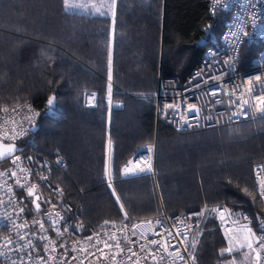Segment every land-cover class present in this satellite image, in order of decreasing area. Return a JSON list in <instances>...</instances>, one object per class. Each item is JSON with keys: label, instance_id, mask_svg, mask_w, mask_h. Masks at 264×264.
<instances>
[{"label": "trees", "instance_id": "16d2710c", "mask_svg": "<svg viewBox=\"0 0 264 264\" xmlns=\"http://www.w3.org/2000/svg\"><path fill=\"white\" fill-rule=\"evenodd\" d=\"M92 6L0 0V110L29 102L37 116L18 145L65 160L52 181L86 224L224 202L246 211L256 230L264 203L252 165L264 159V116L175 131L155 115L158 75L184 79L218 40L228 12L210 11L209 0H116L113 12L98 6L104 15ZM258 46L244 44L242 59ZM153 140L155 178L123 176V162ZM224 248L209 217L193 264H221Z\"/></svg>", "mask_w": 264, "mask_h": 264}, {"label": "built area", "instance_id": "2783aa9c", "mask_svg": "<svg viewBox=\"0 0 264 264\" xmlns=\"http://www.w3.org/2000/svg\"><path fill=\"white\" fill-rule=\"evenodd\" d=\"M225 2L228 5L227 8H224L223 4L216 5L215 0H209L210 11L225 10L228 12V17L218 40L205 47L198 63L190 73L182 80L158 75L153 94L155 115L157 119H161L175 131L219 126L264 116V103L257 99V97H264V0H225ZM253 14H255V25ZM245 33L248 35H244ZM256 43L259 45L256 51L246 60L242 59L243 45L252 46ZM257 76H260L262 81H256ZM210 91H217L218 95L210 96ZM218 100L222 103H216ZM169 105L172 107H168ZM189 105H195L199 109L198 115L188 111ZM36 119L35 109L29 102L17 103L0 110V138H3L0 140L15 142L18 151L13 155L20 157L18 166L12 163L11 157L0 160V173H6V175H0V217L9 218L0 220V251L8 253V248L4 247L5 242L9 239L16 241L18 234L25 236V239L19 242L21 245L26 244L29 239L36 245L35 251L26 248L21 253L13 252L8 253L7 256H0V264H10V260L21 258L28 261L29 252L32 256L29 264H41L38 257L42 258L43 264H153L151 255L141 258L146 254L141 252L140 246L152 239L162 240V237L167 239L168 244L180 248L186 264H193L190 255L194 256L205 222L209 217L216 218L223 229H231L241 223L250 224L251 216L246 211L233 212L224 202L204 203L197 208L175 213H167L161 209L149 216L128 217V219L114 221L115 227H113V221H109L108 225H104V222L86 224L71 202L65 199L62 187L52 181L54 168L64 167L65 160L58 155L46 156L17 143L20 138L34 129ZM13 136L15 139L9 138ZM155 151V140L139 147L123 162L121 174L134 176L146 173L155 178L157 173ZM58 160L59 163H57ZM44 164L47 167H42ZM20 168L30 170L31 175L28 171L21 173ZM12 172H16L17 176L12 177ZM252 173L258 195L264 203V196L260 194L261 185L264 184V159L253 163ZM111 174L108 170V182H111ZM40 176H46L48 180L41 181ZM17 179H20L21 183L26 181L27 187L36 185L34 195L30 197L26 188L18 187ZM57 186L62 189V195L52 191ZM36 197H39L36 201L40 204L39 211L33 203ZM49 198L51 203L47 202ZM218 207L219 210L215 212L205 210ZM20 208L24 209L23 213H19ZM202 210H204L203 215H194ZM46 212L51 213L53 219H58L57 213L63 217L56 225L62 235H57L49 218L45 216ZM149 220L152 221L151 228L158 235L149 232L147 239H140L137 244L124 243L119 229L126 225L124 234L135 240L137 237L131 236L132 225ZM156 220H160L161 224L157 225ZM13 221L17 225L15 229L12 227ZM34 221L37 223L34 224ZM41 221L45 231H40L39 222ZM262 221L264 218H260L254 241L264 236ZM22 224H26L27 227L19 228ZM143 227L146 229L149 226L145 223ZM178 230L182 233L181 236L176 235ZM140 231L141 229H137V235ZM169 231L172 232L174 239L167 238ZM106 233L108 235H105ZM112 233H116L117 238L121 239L120 248L125 249L122 253L114 244L110 248L105 247L104 242L109 241ZM185 233L186 239L183 236ZM41 235L49 239L38 240L37 236ZM90 236L93 237L91 240L88 239ZM182 239L183 244L179 243ZM193 240L196 241L194 249L190 247ZM61 244L63 247L60 246ZM46 246L48 251H45ZM53 246H55V252L51 251ZM185 246H188L187 252L184 251ZM129 247L136 253V256H132L131 259H129L131 253L126 250ZM156 247L150 246L151 254L157 257V264H173L172 258L163 251L157 252ZM175 250L174 247L168 248V252H175ZM162 255L165 259L159 262L158 258ZM252 255L253 264H264V250H261L255 242ZM185 261L177 259L174 264H185Z\"/></svg>", "mask_w": 264, "mask_h": 264}, {"label": "snow or ice", "instance_id": "6c2138e0", "mask_svg": "<svg viewBox=\"0 0 264 264\" xmlns=\"http://www.w3.org/2000/svg\"><path fill=\"white\" fill-rule=\"evenodd\" d=\"M115 4V0H111V5L107 6V7H111V6H114ZM215 4L216 5H221L223 4V7L224 8H227L228 5L227 3L225 2V0H215ZM64 5H65V8L68 9V8H73V7H84L85 5L83 4H75V3H72V0H64ZM92 7H95V6H92ZM96 11L101 14V15H104L106 14L104 11H102L101 9H96ZM253 23L255 25V14H253ZM233 35H235V33H233ZM244 35H248L247 33H245ZM225 63H229V61H225ZM109 65H111V60H109ZM109 80H111V72H109ZM255 80L256 81H262V78L260 76H257L255 77ZM249 83H251V81H249ZM111 88V85H109V89ZM209 95L210 96H217L218 95V92L217 91H210L209 92ZM258 100L261 101V103H264V97H257ZM54 100H55V97L52 96V97H49L48 99V106H49V112H52L54 114L55 112V106H54ZM216 103H222V101H216ZM246 103V102H245ZM168 107H172V105H169ZM15 111V109L13 110ZM188 111L190 113H196L198 115L199 113V109L196 108L195 105H189L188 106ZM10 139H15V137H9ZM0 139H3V138H0ZM18 151V149L15 147L14 144H10V145H2L0 146V159H4V158H7V157H11L12 158V163L17 165L19 164V161H20V157L19 156H14L13 154ZM29 160H31V158H29ZM60 161L58 160L57 163H59ZM42 167H47L46 164L42 165ZM25 171H28L29 172V175H31V172L30 170H25L23 168H20V172L23 173ZM0 175H6V173H0ZM12 177H16L17 176V173L16 172H12L11 173ZM39 179L41 181H47L48 180V177L46 176H40ZM16 184L18 187L20 188H26L27 190V193H28V196H33L34 195V189L36 187V185H32V187H27V182L25 181L24 183H21V180L20 179H17L16 180ZM49 187L51 188V185H49ZM109 187H111V184H109ZM52 191H54L55 193H57L58 195H62V189H60L58 186L56 188H53ZM113 194H115V190L113 189ZM261 196H264V184L261 185ZM117 201H119V197L117 196L116 197ZM39 200V197H36L35 200H33V203L35 204V207L37 209V211H39L40 209V204L37 203L36 201ZM48 203H51V200L50 198L47 200ZM53 207H55L53 205ZM121 207V210L123 211V205L121 204L120 205ZM205 210H208V211H212V212H215L217 210H219V207L218 208H214V209H205ZM24 209L23 208H20L19 209V213H23ZM203 211L202 210L201 212H197L195 213L194 215L196 216H201L203 215ZM18 213V215H19ZM45 216H47L49 218V221H50V224L51 226L53 227V229L56 231L57 235L60 236L62 235L60 229L58 227H56L57 223L59 220H62L63 217H60L59 214L57 213L56 216L58 217V219H53L52 218V214L51 213H45ZM124 218L125 219H128V216H127V213H124ZM9 219L7 216H4V217H0V220H7ZM34 224L37 223L36 221L33 222ZM147 224L149 227L148 228H144L143 225L144 224ZM157 225H160L161 224V221L160 220H156L155 222ZM109 224V221H105L104 222V225H108ZM113 224V227H115V222H112ZM151 225H152V221L149 220L147 222H141L140 224H133L132 225V230H131V236L132 237H137V239H131V237H129L128 235H125L124 234V231L125 229L127 228L126 225H124L121 229H119V232L121 234V238L123 239L124 243L125 244H137L138 241L140 239H147V235L149 232H151L153 235H158V233H156L152 228H151ZM262 225H264V221H262ZM39 226H40V231H45L44 229V224L43 222H39ZM12 227L15 229L17 228V225L15 224V222L13 221L12 222ZM27 225L26 224H22V225H19V228H26ZM103 227V225H102ZM137 229H141L139 235H137ZM65 231H67V229H65ZM32 235H36L35 233H32ZM96 235V234H94ZM105 235H108L107 233ZM176 235L177 236H181L182 233L178 230L176 232ZM253 234L251 233V230L249 229V237H246V242L250 239V237L252 236ZM184 238L186 239V233L183 234ZM93 237H88L89 240H91ZM167 238H172L174 239L173 237V234L172 232H167ZM25 239V236H22V235H19L18 234V237H17V240L16 241H13L11 239L7 240L4 244V247L8 248V253H13V252H16V253H21L23 252L26 248H30L32 249L33 251H35L36 249V245L32 243V241L29 239L27 241L26 244H23L21 245L19 242L20 241H23ZM37 239L38 240H41V241H44V240H48L49 238L46 237V236H37ZM162 240H163V243H162ZM162 240H157V239H152L150 241H148L147 244H144V245H141L140 246V249H141V252L142 253H145L146 255L144 257H141V258H147V255H151L152 257V261H153V264H157V257L154 255V254H151V248L150 246H157L156 247V251L159 252V251H163L164 253L167 254V256L171 257L172 260H173V264L175 262V260L179 259L181 261H185V257L184 255L181 254L180 252V248L177 247L176 245H170L168 244L167 242V239H164L162 237ZM109 241H111V243H109ZM109 241H105L104 242V245L105 247H108L110 248L112 246V244L115 245V247L117 249H119V251L122 253L123 251H125V249L123 248H120V243H121V239H118L117 236H116V233H112L110 236H109ZM99 243V240L97 241ZM255 243L258 244L259 248L261 250H264V236L262 237H259L256 239V241H254ZM53 245H55V242L53 241L52 242ZM181 244H183V239L179 242ZM9 245H13V247H8ZM61 247H63V244L60 245ZM169 247H174L176 250L175 252H168V248ZM191 248H195L196 247V241L193 240L191 245H190ZM247 247L249 249H252L253 247V242H247ZM55 246H53V248L51 249L52 252H55ZM74 251L76 249H73ZM129 253H131V256L129 257V259H131L132 256H136V253L132 251V248H127L126 249ZM45 251H48V248L47 246L45 247ZM184 251L187 252L188 251V246H185L184 247ZM233 251V248L231 246H229L228 248H225V249H222L221 250V255H224V253H231ZM8 253H5L3 251H0V256H7ZM257 256L259 257V253H257ZM112 259H115V257H111ZM10 259V257H9ZM32 259V256H31V252L28 253V261H25L23 260V258H21L20 260H10V264H29V261H31ZM38 259L41 261V264H43V261H42V258L38 257ZM159 262H162L164 259H165V256H160L159 258ZM190 259L194 262L195 261V257L194 256H191L190 255ZM185 264H186V261H185Z\"/></svg>", "mask_w": 264, "mask_h": 264}, {"label": "rangeland", "instance_id": "374dc122", "mask_svg": "<svg viewBox=\"0 0 264 264\" xmlns=\"http://www.w3.org/2000/svg\"><path fill=\"white\" fill-rule=\"evenodd\" d=\"M107 1H108L107 2L108 6L111 5V0H107ZM77 4H79L78 0H77ZM109 9L113 12L114 6L109 7ZM249 229L251 230V233L253 235L250 237V239L247 242H253L254 244L255 229L252 228V226L249 223L247 224L241 223L235 225L231 229L221 228V231L225 239V248H228L229 246L233 248V251L231 253L226 252L227 256L221 259V264H253L254 263L252 249H249L247 247V242H246V237H249Z\"/></svg>", "mask_w": 264, "mask_h": 264}, {"label": "crops", "instance_id": "0c3cea01", "mask_svg": "<svg viewBox=\"0 0 264 264\" xmlns=\"http://www.w3.org/2000/svg\"><path fill=\"white\" fill-rule=\"evenodd\" d=\"M103 2L107 3L108 1L107 0H104V1H102V0H82V1H79L78 0L79 4L97 6V9L99 8L98 6L103 4ZM72 3L77 4V0H72ZM73 8H76V7H73ZM107 174H108V170H107Z\"/></svg>", "mask_w": 264, "mask_h": 264}, {"label": "water", "instance_id": "95a60500", "mask_svg": "<svg viewBox=\"0 0 264 264\" xmlns=\"http://www.w3.org/2000/svg\"><path fill=\"white\" fill-rule=\"evenodd\" d=\"M47 104H48V101H47ZM10 144H14L15 147H16V143L15 142H3V141L0 140V146H2V145H10ZM0 160H2V159H0ZM108 170H109L110 173H112V142H110V144H109Z\"/></svg>", "mask_w": 264, "mask_h": 264}]
</instances>
